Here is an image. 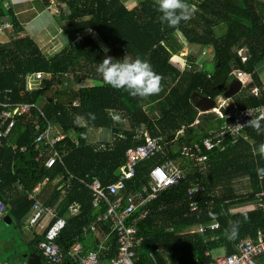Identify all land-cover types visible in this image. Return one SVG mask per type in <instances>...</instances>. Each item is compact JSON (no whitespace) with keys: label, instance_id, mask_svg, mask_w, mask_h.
Returning <instances> with one entry per match:
<instances>
[{"label":"trees","instance_id":"trees-1","mask_svg":"<svg viewBox=\"0 0 264 264\" xmlns=\"http://www.w3.org/2000/svg\"><path fill=\"white\" fill-rule=\"evenodd\" d=\"M42 1L43 7L51 6V0ZM52 1L58 7L57 20L66 22L62 30L69 42L49 58L32 37L23 35L25 27L13 7L4 5L11 1L0 0V24L8 21L12 25L7 32L11 33L10 40L0 43V100L10 96L15 101L40 103L47 94L49 101L42 103V110L68 134V153L64 163L44 166L35 144L38 132L31 123L18 121L9 137L17 148L0 144V199L7 206L6 214L18 224L26 221L35 202L55 208L67 219V226L57 239L63 254L61 264H77L70 255L77 243L82 244L84 253L100 251L103 264H109L118 250L110 224H99V236L82 235L84 226L94 223L108 210L104 201L94 206L96 194L88 184L96 178L103 185L115 182L120 176V167L125 164L126 150L143 144L145 133L174 139L165 151L171 159L187 167L191 162L181 155L182 148L201 142L227 124V119L216 113L200 114L192 95L199 93L215 100L222 97L233 80L231 74L239 70V51L246 55L243 73L249 81L244 97L235 96L231 108L223 112L229 114L234 105L241 111L264 107L261 77L264 0H188L196 12L176 28L159 22L154 0H140L132 7H127L124 0ZM179 33L188 45L212 51V70L199 69L194 55L188 59L190 68L179 69L175 65L173 57L179 55L180 49L173 39ZM78 34L82 40L75 42ZM106 55L114 59L139 56L149 61L163 78V90L142 100L104 84L96 67ZM38 71L53 78H44L39 87L30 89L29 78ZM57 76L63 77L66 94L63 99L55 100L50 89ZM85 80H93V84L85 85ZM253 88L260 90L258 96L251 94ZM74 101L79 102V107H74ZM90 112L95 114V120L88 117ZM113 112L121 115V123H113ZM76 116L82 118L79 125L73 123ZM197 119L199 124L194 125ZM99 129L105 131L104 135L110 134L113 142L106 141L104 135L100 136L103 140L99 139ZM245 133L246 137L239 136L236 141L227 138L223 150L203 148L202 153L209 157L207 170L188 173L184 180L160 192L156 199L127 219V223L137 219V228L144 235L142 246L137 250L139 264H149L151 255L160 264L208 263L212 257L207 252L223 247L226 254H234L242 238H255L260 231L264 232V212L253 208L257 193L264 189V180L258 178L255 169L257 162L264 167V160L251 153V144L264 141V135L249 127ZM75 140L78 145L74 144ZM22 148L26 149L22 151ZM165 159L160 153L140 162L137 174L126 180L123 198L141 192L149 184L151 167ZM243 181L248 182V190L238 192L237 183ZM194 183L203 188L197 195L200 213H193L189 208L187 191ZM35 187H38L36 191ZM73 205L79 206L77 214L71 212ZM209 212L215 213L216 219ZM245 216L247 221L241 224L236 238L227 239L224 230L229 222L243 221ZM213 222L219 223L218 230L187 233L188 229ZM101 234L108 236L105 250L100 249ZM44 238V234H35L28 244V254H39L47 264L39 249Z\"/></svg>","mask_w":264,"mask_h":264},{"label":"built area","instance_id":"built-area-1","mask_svg":"<svg viewBox=\"0 0 264 264\" xmlns=\"http://www.w3.org/2000/svg\"><path fill=\"white\" fill-rule=\"evenodd\" d=\"M12 29L10 22L0 24V35L7 33ZM89 33H92L90 31ZM82 36L77 35L75 42L81 41ZM243 51H239L242 63H245L247 58L242 56ZM175 65L179 69L190 68V64L185 63L183 67L179 64ZM232 77L242 81L243 87L247 83V78L243 73V70H237L233 72ZM53 78V75H47L38 71L32 74L28 81V87L33 89L41 85V80L44 78ZM63 77L57 76L53 81L51 91H54L55 100H58L56 93L58 83L63 86ZM64 88V87H63ZM260 90L253 88L251 94L258 96ZM217 101V108L210 113H216L221 118H234L233 122L227 123L218 131H213L201 142H196L193 145H186L181 150V155L187 157L191 163L187 167H182L180 161L171 159L168 153L165 151L169 143H172L174 139H165L163 137H152L150 134L145 133V141L141 145L130 147L125 152V164L120 167L119 178L108 185H103L99 179H94L88 186L94 191L95 200L94 206L98 207L102 201L108 205V210L102 216H99L94 223L84 226L82 229V235L88 236L92 233H98L100 223L110 224L111 233L115 236V243L117 245L116 256L111 260L109 264H139L141 262L140 256L137 254V250L142 246L144 241V235L140 233L137 228V221L127 223V219L140 207H143L147 203L157 198V195L163 190L171 187L172 185L184 180L190 172L194 171H205L208 169V155L203 154V148L211 151L215 148L223 150L226 147L225 140L232 137L234 141L239 136L246 137V128L237 131V123H245L250 118L256 119L264 117V107L261 109H247L239 110L237 105H234L233 110L229 114L225 115L224 110H229L231 104L227 107L229 99H221ZM49 101L48 95H43L40 103L34 102H20L13 100L12 97L7 96L6 100H0V144H6L14 149L17 146L9 140L10 135L13 133L17 122L31 123L38 135L35 139V144L40 151V156L43 159L44 166L53 167L58 163H64V158L68 153V134L56 125L52 123L46 116V113L42 110V103ZM74 107H79V102H73ZM200 114H203L200 112ZM264 122V120H261ZM199 120L197 119L194 125H198ZM105 132L103 129H99L100 135ZM181 132H179L180 134ZM102 140V139H101ZM114 138L109 141L113 142ZM74 144L78 145V141L75 140ZM101 147H105L102 143ZM26 148H22L24 151ZM162 153L167 159L163 163L156 164L151 167L148 177L149 184L142 188L141 192H134L124 196L123 192L126 190V180L130 179L137 174V166L140 162L154 157ZM181 159V158H180ZM83 181V180H82ZM38 187H35L36 191ZM202 187L199 184L194 183L187 191L188 198L190 200L189 208L193 213H200V202L198 196L202 191ZM144 193L146 195H144ZM120 194L119 196H117ZM114 195V196H109ZM257 201L253 208L260 209L264 212V189L257 193ZM30 199H33V195H30ZM123 203L125 204L123 206ZM211 205V203H206ZM7 206L4 201L0 199V222L6 216ZM72 214L79 212L78 205L71 207ZM146 213L142 215L144 217ZM47 216L51 217L48 229L44 232L46 238L41 241L39 249L42 252L44 259L50 264H61L63 261V254L60 246L57 243V239L61 232L67 226L65 218L61 217L55 208L47 207L40 202H35L31 215L27 220L28 226L39 225L41 221ZM219 223L213 222L208 226H196L188 229L187 233H206L208 230H218ZM105 247L102 245L100 249L103 250ZM72 259L77 264H103L100 258L99 252L84 253L81 243H77L72 251L70 252ZM207 256H211L210 252L206 253ZM212 257V256H211ZM149 264H160L158 259L151 255L148 260ZM27 264V263H26ZM200 264H264V232L260 231L257 237H246L242 238L237 244L236 252L234 254H225L222 257L213 258L208 263Z\"/></svg>","mask_w":264,"mask_h":264},{"label":"clouds","instance_id":"clouds-1","mask_svg":"<svg viewBox=\"0 0 264 264\" xmlns=\"http://www.w3.org/2000/svg\"><path fill=\"white\" fill-rule=\"evenodd\" d=\"M155 10L160 14L158 20L170 28H176L182 21L190 20L196 12V7L188 3V0H154ZM105 52L107 48L103 49ZM97 74L101 77L104 84L111 86L116 90H124L133 98L147 99L150 96L158 95L163 90L162 76L156 73L149 61L139 56L132 58L125 55L122 59H114L106 55L96 67ZM91 120H95L94 113H88ZM80 116L73 120L74 124L79 125ZM114 124L122 122V117L118 112L111 114ZM264 117L256 119L250 118L245 123H237V131L245 127L252 128L258 135H264V125L261 124ZM251 153L253 156H259L264 160V141L259 144H251ZM256 167L255 171L259 179L264 180V167ZM212 219H216V214L209 212ZM244 220L230 221L229 226L225 228V237L229 240L235 239L238 235L239 228Z\"/></svg>","mask_w":264,"mask_h":264},{"label":"crops","instance_id":"crops-1","mask_svg":"<svg viewBox=\"0 0 264 264\" xmlns=\"http://www.w3.org/2000/svg\"><path fill=\"white\" fill-rule=\"evenodd\" d=\"M10 1H11V4H8V2H6L4 5L6 7H9V6L13 7L15 14H17L21 23L25 27V32L23 33V35H28V36L32 37L34 39V41L39 46H41V49L42 48L54 49L58 45L62 44V46H63L64 45L63 43L68 44L69 40L64 35V32L62 30V26L57 24L58 7L55 6L54 4H52V2H53L52 0H51V6H49V7H43V1L42 0H10ZM19 7H22V8H19ZM187 45L188 44L186 43L185 46H187ZM65 46H63V47L65 48ZM188 46H192V45H188ZM194 49H197L194 53L195 57L198 58V56L200 54V59L198 58V61H197V64L200 66L199 69L206 67V69L208 71L212 70L213 64H214V62L212 61L213 56L211 57L210 61L208 60V58H210V53H212V51L210 49H205L201 46H198V47L192 46L191 50H194ZM190 52H188L186 54H182V52H181V53H179V55H175L173 57V59L175 58L174 63L179 64L180 67H183L184 66L183 64L189 62L188 56H189ZM201 53H202V55H201ZM181 54L184 56H182ZM208 63H211V64H209V65H211L210 68L208 66ZM243 88H245V87H243ZM105 134H107V133H105ZM107 137L108 136H106L105 138H107ZM106 141H108V139H106ZM247 185H248L247 181L237 183V191L238 192L247 191L248 190ZM30 215H31V213H30ZM30 215L27 217L25 223H27V220L30 217ZM140 218H142V216ZM50 220H51V217L47 216L46 218H44L41 221V223L39 225L31 226V227H37V228H35L36 232L33 234V237L35 236V234H38V235L44 234V232H46L48 229V225L50 224ZM134 220L137 221V219H134ZM66 221H67V219H66ZM103 224L106 225V223H104V222H103ZM99 233H101L100 228H99L98 233H95V234L97 236H99ZM107 239H108V236H104L101 234L100 235V240H101L100 246L103 245L106 248ZM105 248L103 250H105Z\"/></svg>","mask_w":264,"mask_h":264},{"label":"rangeland","instance_id":"rangeland-1","mask_svg":"<svg viewBox=\"0 0 264 264\" xmlns=\"http://www.w3.org/2000/svg\"><path fill=\"white\" fill-rule=\"evenodd\" d=\"M124 1H125V4L127 7H132L135 3L139 2L140 0H124ZM19 8H22V7H19ZM64 23L65 22H59V19L57 20L58 25L62 26ZM9 31H11V30H9ZM93 34H95V33H93ZM10 37H11V33L7 34L5 32L4 34L0 35V43H5V42L9 41ZM173 41L176 43V45L180 49V53L182 52V54H186V53L191 51L189 54V56H191V55H194L195 51L197 50V49L191 50L192 46H188V45L185 46L186 41L180 33L176 37H174ZM63 44H64L63 46H65L67 43H63ZM63 46L61 44V45H58L57 47H55L54 49H52V48L51 49H48V48H42L41 49V46H39V47H40L41 51L44 54H46L47 57L50 58L54 54L61 52L64 48ZM201 55H202V53H201ZM182 56H184V55H182ZM212 56H213V53H210V58H208L209 61L211 60ZM198 58L200 59V54H199ZM173 61H175V58L173 59ZM212 61H213V59H212ZM211 63H208L209 68L211 67V65H209ZM261 77H262L263 82H264V69L262 70ZM232 79H234V77ZM247 81H249L248 78H247ZM83 84H85V85L93 84V80H85ZM56 89H57L56 93L58 95L57 97L60 99H63L65 97L64 95L66 94V91L63 88L62 84L58 83V87H56ZM239 95L244 97L245 88H243L241 90ZM222 98L226 99L224 96H222ZM218 99H217V101H218ZM232 99L231 100L229 99L230 101L227 102V107H229V104H231L233 102ZM103 135L104 134H102L100 136L102 137ZM104 136H108L107 138H105V140L111 139L110 134H108V135L105 134ZM102 139H104V137ZM5 217H10V216H8L6 214ZM10 220H11V222H8V223H6L5 220L0 222V264H26V262L24 260V256L28 254V250H29L28 244L33 239V234L36 232L35 228H37V227H30L25 222L23 224H18L16 221H13L11 219V217H10ZM225 254H226V251L222 247L213 249L211 251V256L213 258L222 257Z\"/></svg>","mask_w":264,"mask_h":264},{"label":"water","instance_id":"water-1","mask_svg":"<svg viewBox=\"0 0 264 264\" xmlns=\"http://www.w3.org/2000/svg\"><path fill=\"white\" fill-rule=\"evenodd\" d=\"M242 56H246L244 52H242ZM237 64L240 70L244 69V65L240 58L237 59ZM242 88V81L234 78L231 81L230 86L225 89L224 97L231 100L241 92ZM192 101L195 104L196 109L202 113H208L217 108V101L215 99H212L208 96H203L199 93H194L192 95ZM233 120V117L227 119V123H231ZM3 220H5L6 223L11 222L10 217H5ZM24 260L27 264H46L43 262L42 257L37 253L25 255Z\"/></svg>","mask_w":264,"mask_h":264}]
</instances>
